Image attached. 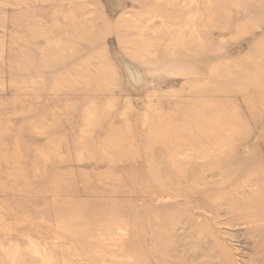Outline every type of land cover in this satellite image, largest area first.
Segmentation results:
<instances>
[{"label": "rangeland", "instance_id": "1", "mask_svg": "<svg viewBox=\"0 0 264 264\" xmlns=\"http://www.w3.org/2000/svg\"><path fill=\"white\" fill-rule=\"evenodd\" d=\"M261 180L264 0H0V264H260Z\"/></svg>", "mask_w": 264, "mask_h": 264}, {"label": "bare ground", "instance_id": "2", "mask_svg": "<svg viewBox=\"0 0 264 264\" xmlns=\"http://www.w3.org/2000/svg\"><path fill=\"white\" fill-rule=\"evenodd\" d=\"M220 117L218 116L217 118V122L216 125L214 126L215 130L209 129V128H204L202 130V134H201V139L207 144H210V148L208 146H206L201 153L194 155V157L197 158H208V156H215L214 153H216V151H218L217 153V158H216V162L218 164L217 167H220V164H224L225 161V156H226V152L222 151L223 148L220 147L225 146V143L227 144V140L225 141H221L220 139H215V135H217V132L221 129V125L223 122V119L225 118V112L220 111ZM197 140V138H196ZM214 140V141H213ZM212 141H213V145H212ZM194 142V141H193ZM193 145H196L200 148L203 147L202 142L199 141H195V143H193ZM213 148V149H212ZM205 150V151H204ZM220 150V151H219ZM228 164V163H227ZM221 165V166H222ZM185 166V165H184ZM202 168H208L207 163H203ZM209 169V168H208ZM256 189H259L260 187H264V180H261V182L259 184H255ZM262 199H264V194L262 195ZM263 218V215L261 217H259V220H261ZM262 246H264V242H261ZM264 252V251H263ZM262 256H260L258 259L260 261V264H264V254L261 253Z\"/></svg>", "mask_w": 264, "mask_h": 264}]
</instances>
